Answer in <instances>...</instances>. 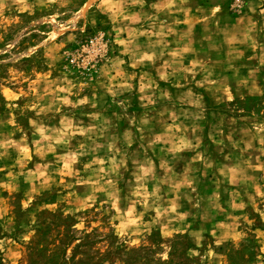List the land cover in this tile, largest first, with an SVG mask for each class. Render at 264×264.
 I'll return each instance as SVG.
<instances>
[{
    "label": "rangeland",
    "instance_id": "374dc122",
    "mask_svg": "<svg viewBox=\"0 0 264 264\" xmlns=\"http://www.w3.org/2000/svg\"><path fill=\"white\" fill-rule=\"evenodd\" d=\"M0 264H264V0H0Z\"/></svg>",
    "mask_w": 264,
    "mask_h": 264
}]
</instances>
